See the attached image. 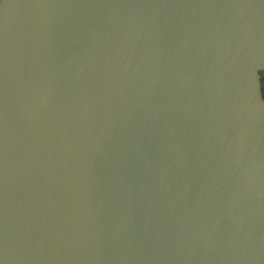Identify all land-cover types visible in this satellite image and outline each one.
I'll return each mask as SVG.
<instances>
[{"label":"water","instance_id":"obj_1","mask_svg":"<svg viewBox=\"0 0 264 264\" xmlns=\"http://www.w3.org/2000/svg\"><path fill=\"white\" fill-rule=\"evenodd\" d=\"M264 0H0V264H264Z\"/></svg>","mask_w":264,"mask_h":264},{"label":"rangeland","instance_id":"obj_2","mask_svg":"<svg viewBox=\"0 0 264 264\" xmlns=\"http://www.w3.org/2000/svg\"><path fill=\"white\" fill-rule=\"evenodd\" d=\"M261 77H262V92L264 95V70L261 72Z\"/></svg>","mask_w":264,"mask_h":264}]
</instances>
